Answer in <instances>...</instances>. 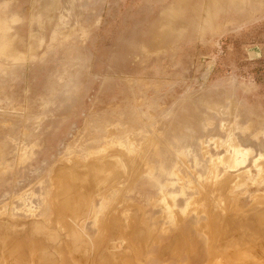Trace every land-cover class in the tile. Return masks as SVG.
Listing matches in <instances>:
<instances>
[{"label": "rangeland", "instance_id": "obj_1", "mask_svg": "<svg viewBox=\"0 0 264 264\" xmlns=\"http://www.w3.org/2000/svg\"><path fill=\"white\" fill-rule=\"evenodd\" d=\"M0 264H264V0H0Z\"/></svg>", "mask_w": 264, "mask_h": 264}, {"label": "bare ground", "instance_id": "obj_2", "mask_svg": "<svg viewBox=\"0 0 264 264\" xmlns=\"http://www.w3.org/2000/svg\"><path fill=\"white\" fill-rule=\"evenodd\" d=\"M84 190H85V188H82L81 190L77 188V190H75V191H77L78 193H85L86 190H85V191H84ZM78 193H77V194H78ZM77 194H76V195H77ZM57 203H58V204H57L58 207H59V206H62V208H65V207H68V208H69V207H70L71 209H72V208L74 209V206H73L74 204H79V205H80V201H79V203L76 202V203H74V204H67V203H65V202H63V201H58ZM80 207H82V202H81ZM84 207H85V206H84ZM82 208H83V207H82ZM80 209H81V208H80ZM34 226H35V225H34Z\"/></svg>", "mask_w": 264, "mask_h": 264}]
</instances>
